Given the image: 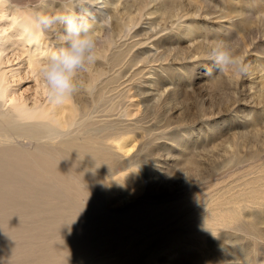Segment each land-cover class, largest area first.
Masks as SVG:
<instances>
[{
  "label": "rangeland",
  "instance_id": "374dc122",
  "mask_svg": "<svg viewBox=\"0 0 264 264\" xmlns=\"http://www.w3.org/2000/svg\"><path fill=\"white\" fill-rule=\"evenodd\" d=\"M10 1L32 10L45 2ZM94 4V8L107 9L100 19L103 25L96 28L100 59L79 74L82 86L75 94L91 105L92 96L85 89L89 77L103 72L95 84L99 92L116 70L119 79L107 91L104 104L109 105L107 97L116 99L117 108L106 116L117 118L126 104L122 96L127 94L138 104L130 135L136 148L126 154V158L136 157L124 173H136L144 188L135 193L133 183H126L121 192L113 194L112 205L127 210L176 204L174 217L145 231L129 253L135 252L139 259L145 256L144 251L137 252L155 243V229L176 226L178 220L187 230L200 233L202 224L193 225L197 215L203 221L214 218L212 223H216L213 233L203 237V246L184 240L187 246L181 245L187 250L161 255L158 264H263L264 190L258 189L260 181L246 183L264 172V0H97ZM170 10L177 16L169 18ZM46 37L56 48L55 32ZM216 39L235 41L236 51L246 57L249 66L246 75L236 76L231 68L216 71L208 59ZM117 47L124 50V57L111 69L102 52L108 54ZM209 69L212 74L206 75ZM123 90L127 92L119 94ZM115 171L122 173L120 167ZM252 187L255 201L242 215L258 223L254 226L259 234L249 228L248 236L241 223H231V216L227 220L226 204L231 201L236 207L234 195ZM192 208L196 213L188 223L184 216ZM219 220H227L226 226ZM135 257L131 262L137 261Z\"/></svg>",
  "mask_w": 264,
  "mask_h": 264
},
{
  "label": "bare ground",
  "instance_id": "6f19581e",
  "mask_svg": "<svg viewBox=\"0 0 264 264\" xmlns=\"http://www.w3.org/2000/svg\"><path fill=\"white\" fill-rule=\"evenodd\" d=\"M33 11L10 0H0V262L158 264L156 260L161 255L168 257L170 251L187 250L184 240L203 246V237L213 233L216 223H212L214 218L201 220L192 208L195 212H187L184 218L189 223L195 215L193 225L202 224L200 233L187 230L184 223L176 220L172 222L176 226L155 229V243L137 252L140 255L144 251L145 256L139 259L135 252L129 253L145 231L170 219L176 206L123 210L112 205L113 194L121 192L126 183H133L135 193L144 188L136 173H124L136 157L126 158V154L136 146L130 135L138 104L127 94L122 96L126 104L117 118L106 116L117 106V100L113 103L108 97L109 105L104 104L107 91L114 89L119 79L116 70L99 92H95V84L103 72L89 77L85 89L92 96L91 105L76 94L61 106L50 104L36 72L55 46L47 33L28 36L25 29L31 24ZM92 11L99 20L107 13L103 7H93ZM169 14V18L177 16L174 10ZM114 49L108 54L102 52L111 69L118 67L125 53L120 47ZM117 167L122 173L117 174ZM259 176L246 185L264 181V176ZM260 182L258 189L264 190V182ZM254 192V187L234 192L232 201L237 206L233 208L230 201L226 211L227 220L231 216V223H241L246 231L255 229L258 235L254 226L258 223L242 215L248 204L253 205ZM238 196L243 198L237 200ZM227 220L218 222L226 226ZM245 238L241 239L247 242ZM113 256L116 260H109ZM133 257L137 261L131 262Z\"/></svg>",
  "mask_w": 264,
  "mask_h": 264
},
{
  "label": "clouds",
  "instance_id": "9594fccd",
  "mask_svg": "<svg viewBox=\"0 0 264 264\" xmlns=\"http://www.w3.org/2000/svg\"><path fill=\"white\" fill-rule=\"evenodd\" d=\"M95 0H45L39 10L31 13L26 27L30 38L36 34L55 32L58 45L38 66L36 76L42 82L47 100L61 106L80 90L78 77L96 65L100 59L101 43L96 28L103 25L92 11ZM50 9V10H49ZM208 59L218 73L231 68L243 77L248 72L246 57L235 49L234 40L216 39L208 52ZM206 75H211V69ZM8 264V261L0 262Z\"/></svg>",
  "mask_w": 264,
  "mask_h": 264
}]
</instances>
